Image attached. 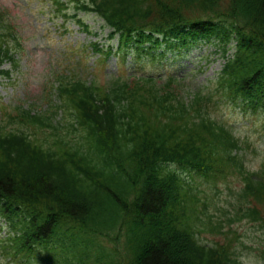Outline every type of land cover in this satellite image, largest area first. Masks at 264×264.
<instances>
[{"label":"trees","instance_id":"obj_1","mask_svg":"<svg viewBox=\"0 0 264 264\" xmlns=\"http://www.w3.org/2000/svg\"><path fill=\"white\" fill-rule=\"evenodd\" d=\"M52 2L87 31L69 3L103 18L121 64L147 41L180 51L186 34L219 39L225 63L202 84L100 83L114 49L91 42L102 56L79 68L60 56L43 103H1L0 251L17 264H264V0ZM20 39L0 5L3 76L21 73ZM231 112L258 135L238 133Z\"/></svg>","mask_w":264,"mask_h":264},{"label":"rangeland","instance_id":"obj_2","mask_svg":"<svg viewBox=\"0 0 264 264\" xmlns=\"http://www.w3.org/2000/svg\"><path fill=\"white\" fill-rule=\"evenodd\" d=\"M0 4H4L13 17L16 20L17 25L20 27L21 36H22V44L24 46L26 58L21 61L23 64H26L29 68V73L25 75L28 83L26 84L25 78L21 75V79L17 81L16 86L13 85H4L1 81H4V78L0 77V97L3 100H7L11 97L12 92L14 91L18 95L23 94H33L36 95L41 91V83L47 73H51V67H58L57 63L59 61V57L65 55L66 62H72L76 67H85L92 66L98 57L97 54H93L90 52V55L83 56L84 45L90 42L91 40H99L101 42L106 41L107 31L105 30L100 35H89L85 32L78 31V27L74 24L71 25V31L65 34L64 39H61L60 36L62 34H58L55 32L57 30V26L53 25L49 19H47L48 15L44 13L49 12V4L47 0H0ZM41 9V11L39 10ZM84 17L85 23L91 26V30L99 31L101 28L100 21L98 18H94L92 15H81ZM24 26L21 28V26ZM58 35H57V34ZM49 35V38L46 39L42 37V35ZM113 43H117L115 39ZM86 52L88 50L86 49ZM219 55H214L216 58ZM64 58V56H63ZM88 59V60H87ZM195 59L194 56H189L185 60V69L189 70L191 67H194L196 64L199 67L205 61L203 60L201 63L197 64V60L195 59V63L192 61ZM222 60L211 62L209 68L206 69L205 72H199L201 74V78L204 76L213 75L217 69L221 68ZM206 67V66H205ZM116 68V57L111 58L108 61V66L106 67V73L114 71ZM91 68H89V73ZM104 72L99 77L100 83H103ZM92 76L90 75L89 78ZM39 99V97L37 96ZM39 102V101H37ZM236 124L240 129V134L242 135H250V139H254L258 133L253 128H248L243 124L246 123L244 119H236ZM260 147L263 145L260 144ZM261 154H264V148L261 150ZM6 228L1 231V235L5 234ZM2 256V257H1ZM255 258L251 255H248L243 259V264H258ZM5 260V261H4ZM9 258H4L1 255L0 251V264H15L14 262H9Z\"/></svg>","mask_w":264,"mask_h":264}]
</instances>
